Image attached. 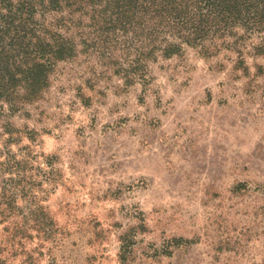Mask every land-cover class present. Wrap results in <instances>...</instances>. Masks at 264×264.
<instances>
[{
    "label": "rangeland",
    "instance_id": "1",
    "mask_svg": "<svg viewBox=\"0 0 264 264\" xmlns=\"http://www.w3.org/2000/svg\"><path fill=\"white\" fill-rule=\"evenodd\" d=\"M235 59L158 58L144 89L97 55L58 63L11 119L53 158L49 232L0 221V264H264V55Z\"/></svg>",
    "mask_w": 264,
    "mask_h": 264
},
{
    "label": "trees",
    "instance_id": "2",
    "mask_svg": "<svg viewBox=\"0 0 264 264\" xmlns=\"http://www.w3.org/2000/svg\"><path fill=\"white\" fill-rule=\"evenodd\" d=\"M187 49L235 54L246 71V51L264 55V0H0V221L49 232L41 201L53 158L21 146L11 119L43 99L58 63L97 55L125 87L144 89L150 62Z\"/></svg>",
    "mask_w": 264,
    "mask_h": 264
}]
</instances>
